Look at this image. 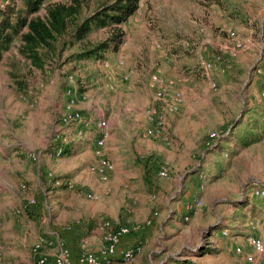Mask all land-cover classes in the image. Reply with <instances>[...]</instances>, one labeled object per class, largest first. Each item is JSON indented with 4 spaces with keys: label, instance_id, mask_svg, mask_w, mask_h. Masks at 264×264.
I'll return each mask as SVG.
<instances>
[{
    "label": "rangeland",
    "instance_id": "1",
    "mask_svg": "<svg viewBox=\"0 0 264 264\" xmlns=\"http://www.w3.org/2000/svg\"><path fill=\"white\" fill-rule=\"evenodd\" d=\"M108 1L87 0L83 16ZM10 4L20 8L22 0H8L7 6ZM44 14L43 8L38 15ZM121 29L122 42L117 49L109 50L103 60L76 56L110 37L112 29H94L81 43L70 44L65 39L63 44L61 40L42 70L32 67L20 55L19 36L3 53L0 61L2 264H34L31 249L37 238L45 235L49 240L58 237L64 241L62 229L66 226L72 228L69 232L77 246L82 237L90 241L101 220L117 227L127 226L130 234H140L141 250L135 258L114 260L111 264H161V257L166 254L169 256L165 264H175L173 261L182 259V255L200 248L206 255L196 261L202 264H247L236 248L246 249L251 236L260 238L264 245V228L253 225L255 228L250 229L252 226L246 225L257 216L251 211L264 210V200L243 197L245 192L250 195L247 189L251 182L264 180V136L243 147L231 137L230 130L237 127L234 133H242L247 127H264V99H261L264 0H141L138 11ZM235 41L242 43V48L235 49ZM124 42L127 43L124 65L119 68L117 54ZM185 42L200 46L208 60L220 57L218 62H213L215 90L209 88L197 65V55L185 49ZM105 60L110 64L109 70L103 68ZM70 74L75 78L78 94L86 97L78 109L90 120V125L70 127L71 140L64 155L49 159L43 153L59 129L58 118L66 100V77ZM127 74L129 80L124 81ZM153 74L173 83L164 97L166 104L177 91L182 94L183 103L176 114L169 113L159 103L164 111V129L158 136L149 138L144 136L151 126L144 112L154 103L155 93L149 87ZM182 77L188 80L182 82ZM29 92L37 101L32 108L21 99ZM30 113L35 114L30 116L33 115ZM101 121L107 123L108 132L104 154L114 165L104 183L92 171L100 159L96 155V141L103 134L98 128ZM9 127H19L17 136L28 141L31 150L24 155L31 176H18L12 193H9L13 171L10 148L2 144V140L8 145L12 139ZM79 131L81 137L77 135ZM211 133L219 138L210 139ZM163 138L170 144L166 145ZM30 153L39 156L40 161L32 160ZM161 165L169 170L167 179L157 176ZM49 172L53 173L52 178L48 177ZM58 179L72 183L74 188L58 189L54 186ZM22 184L27 187L24 191L20 188ZM154 193L159 196L151 207L149 195ZM91 194L96 199L88 198ZM28 197L36 204L22 210ZM242 197L248 202L247 209L237 208ZM194 199L201 200L203 207L185 222L183 215L179 217L182 204L185 208ZM141 206L148 213L157 209L162 212L155 225L151 223L152 229L145 226V220H136ZM238 211L246 216L239 217ZM235 219L239 222L234 223ZM17 239L24 241L23 244L15 245ZM44 251L50 261L57 247H45ZM255 261L264 263V255H257Z\"/></svg>",
    "mask_w": 264,
    "mask_h": 264
},
{
    "label": "built area",
    "instance_id": "2",
    "mask_svg": "<svg viewBox=\"0 0 264 264\" xmlns=\"http://www.w3.org/2000/svg\"><path fill=\"white\" fill-rule=\"evenodd\" d=\"M62 3H69V0H62ZM0 3V10H3L8 5V0H3ZM126 42L122 43L121 48L117 54V67H122L124 65V47L126 46ZM158 47V45H155ZM184 47L187 51L191 53H195L197 55V65L202 71L205 79L208 81V86L210 89L215 90L217 85L216 82L212 79V71H213V62H218L220 60L219 56H213V61L206 59V57L201 53V47L194 42H185ZM234 48H242V43L235 41ZM231 53V51L229 52ZM103 68L105 70L110 69V64L107 60L103 62ZM124 81L129 80V75H125L123 77ZM182 82H186L188 79L186 77H182ZM67 87L65 89L66 100L63 105V111L58 118L59 129L54 132L52 135V139L45 147L44 156H47L49 159H57L60 158L63 153L66 151L68 144L70 143L71 138L68 135V130L70 127H88L90 125V120L83 117L81 111L77 108L79 102L84 101L86 99L85 95L78 94L75 78L72 74L66 77ZM43 87V85H40ZM149 87L154 90L155 97L154 103L149 106L145 112L144 116L148 123H150V127L144 132V136L146 137H156L160 134V132L164 129L165 125V117L164 111L159 107L160 104H164L165 109L171 113L176 114L179 111L180 106L183 103V96L180 92H173L172 101L166 104L164 97L169 92V90L173 87L172 81H168L165 78L161 77L159 74H153L149 80ZM261 98L264 99V91L261 93ZM23 102H25L30 108L34 107L36 104V99L31 96V92L24 93L21 96ZM98 128L103 131L100 139L96 141V155L100 157L97 164L92 168L93 173L98 177L101 182H106L109 178L110 173L114 170V165L111 163L108 157L104 154V144L105 139L108 137L107 123L105 121H101L98 124ZM78 137L82 136V132L79 131L77 133ZM209 138L214 140L219 138V135L215 133H211ZM164 143L166 145L170 144V141L167 138H163ZM29 157L39 162L40 157L34 153H30ZM53 173L49 172L48 177L52 178ZM157 176L160 179H167L169 177V170L167 166L161 165L158 168ZM202 178V175L199 176ZM55 187L64 186L66 190H72L74 188L73 184L70 182H64L60 179L54 181ZM20 188L24 191L26 190V185L22 184ZM202 189V186H201ZM248 192L250 195H246V192L243 194V197L251 196L257 199L264 200V180L251 182L248 187ZM242 197V198H243ZM90 199H96L95 195H88ZM157 200V195L150 194L149 201L155 202ZM201 200L194 199L191 202L185 205L186 215L183 217V221H188L190 219L189 215L197 214L199 208L203 207ZM35 200L31 197L26 199V203L22 205V210H26L29 207L34 206ZM17 213H20V210H17ZM158 211H153L152 217H157ZM152 217L148 218L144 223L145 226H151ZM258 221H249L248 226H256L258 225ZM64 231H71L72 228L70 226H66L63 228ZM2 224L0 222V264L3 262V244H2ZM99 235V246L96 251L90 250V241L88 237H82L78 242V251L79 258L77 259V264H111L114 260L120 261H131L135 258V256L141 250V241L136 242L133 246L128 248H120L121 239L129 235L131 233V229L127 226L123 227H114L109 221L101 220L96 225L95 229ZM223 235H226V232H223ZM56 245L57 252L53 258L52 264H73L72 262V254L71 251L66 248L64 241L61 238H55L49 240L45 235H40L34 245L32 246L31 252L35 259L34 264H49V257L45 253V247ZM248 246L252 250V254H244L243 249L241 247L236 248V253L238 255L243 256L244 261L247 264H256V256L264 255V245L263 242L259 238L248 237ZM256 255V256H255ZM264 264V263H263Z\"/></svg>",
    "mask_w": 264,
    "mask_h": 264
},
{
    "label": "trees",
    "instance_id": "3",
    "mask_svg": "<svg viewBox=\"0 0 264 264\" xmlns=\"http://www.w3.org/2000/svg\"><path fill=\"white\" fill-rule=\"evenodd\" d=\"M48 1L22 0L20 8L10 4L4 10H0V61L15 37L19 36L21 45L18 51L20 55L28 60L32 67L42 70L46 61L55 53V47L61 40L64 41L63 44H65V39H68L70 44L81 43L94 29H112L110 37L76 56L78 59L103 60L109 50L117 49L122 42L124 36L122 25L127 23L138 11L141 0H110L99 5L88 16H83L87 0H69L68 4L48 3ZM212 2L214 3V1ZM43 8L45 14L41 17L38 13ZM24 29L25 31H23ZM236 128L233 127L230 130L231 137L243 147L256 143L264 136L262 134L264 127H247L242 133H234ZM260 128H263V131ZM57 188L64 189V186ZM236 205L238 209L248 208V202L246 203L244 198ZM258 211H251L252 215H257L256 218H260L262 214L261 210L260 213ZM241 216L245 217L246 215L239 212V217ZM205 255L206 253L200 248L198 251L192 250L190 253L182 255V259L173 262L175 264H202L196 259Z\"/></svg>",
    "mask_w": 264,
    "mask_h": 264
},
{
    "label": "crops",
    "instance_id": "4",
    "mask_svg": "<svg viewBox=\"0 0 264 264\" xmlns=\"http://www.w3.org/2000/svg\"><path fill=\"white\" fill-rule=\"evenodd\" d=\"M81 105H82V103L79 102L78 105H77V108L81 107ZM30 114H33V115H30V116H34L35 113H30ZM25 119H28V116ZM9 129L11 131L10 133L12 134V139H11V141H9L8 145H6V143H4V140H2V144L6 148H10L8 155L10 156L11 162L13 164V171H11V177L9 178L10 184H11L10 186L12 187V189L9 188V193H12V192H14L13 189H15L16 186H17L16 182H17L18 176L19 177H23V178H28V177L31 176V172H30L31 168L28 165L29 162H28V160L24 159V155L26 154V151H31V150H30L29 144L27 143L28 141H24L23 139H20L17 136V132L19 130V127H9ZM31 131H32V128H31ZM18 170L21 172L20 174L16 173ZM186 192H187V194H190L189 191H186ZM137 195L141 196V193L139 191H137ZM152 204H153V202H150L151 207H152ZM181 210H183V212L179 215L180 218L182 217V215L183 216L185 215V209L183 207V204H182ZM137 211H138V213L136 215V220H140L141 219L142 221H144V220L146 221L148 218L152 217V213L153 212L152 213H148L147 208H144V207L141 206L140 208L137 209ZM154 211H158V209L154 210ZM261 211H262V214H261L260 218L253 219L254 221H258L259 222V224L255 226L256 228L257 227H263L264 228V210H261ZM161 214H162V212L158 211V216L157 217H152V224L155 225V223L157 222V220L161 216ZM176 216L178 218V213H176ZM180 218H178V219H180ZM190 219H192V216L190 217ZM233 222L234 223L235 222L238 223L239 221H238V219H236ZM152 224H151V226H147L148 229H152V227L154 226ZM246 225L248 226V223H246ZM236 226L238 228V225H236ZM255 227H251L250 229H254ZM62 231H63L62 234H63L64 241H65L64 242L65 246H66V248H68L71 251L72 259H73L74 264H77V259L79 258V251H78V246L76 245V239L73 238V236L70 234L69 231H64V229H62ZM93 233H94V235H92L90 237V246H91L90 250L91 251H96L98 249V246H99L100 235H99V233L96 230H94ZM139 237H140V234H138V233H135V234L133 233V234H129V235L124 236L121 239L120 248H128V247L133 246L136 242H138L140 240ZM22 242H24V241H22L21 239H17V241H15L14 243H15V245L19 246V244H21ZM242 249H243L244 254H252V250L250 249L249 246H247L246 249L245 248H242ZM139 256L141 258V256H143V254L140 253ZM168 256H169V254L168 255L166 254L165 256L163 255L161 257L162 259L160 260L159 263L165 264L166 263V258H168ZM242 260H244L243 256H242ZM52 263H53V259L51 258L50 261H49V264H52ZM260 264H263V263H260Z\"/></svg>",
    "mask_w": 264,
    "mask_h": 264
}]
</instances>
